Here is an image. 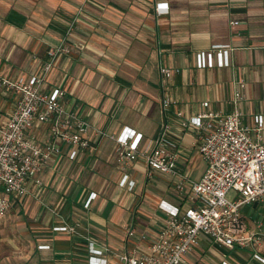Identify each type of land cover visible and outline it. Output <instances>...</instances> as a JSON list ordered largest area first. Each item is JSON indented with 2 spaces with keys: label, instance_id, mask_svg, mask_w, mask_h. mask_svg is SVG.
Instances as JSON below:
<instances>
[{
  "label": "crops",
  "instance_id": "0c3cea01",
  "mask_svg": "<svg viewBox=\"0 0 264 264\" xmlns=\"http://www.w3.org/2000/svg\"><path fill=\"white\" fill-rule=\"evenodd\" d=\"M161 7L167 13H159ZM62 43L69 53L56 59L46 87L65 91L66 113L90 126L83 136L90 148L54 138L50 124L32 130L38 143L54 149L38 176L43 187L36 190L31 180L30 194L11 200L0 227V264H90V243L108 249L102 259L109 264L124 254L142 256L166 224L159 204L185 207L184 198L206 162L196 131L179 132L174 126L175 134H182L180 177L162 175L156 184L163 194H156L149 186L161 174L148 178L142 160L119 167L116 139L131 129L143 136L145 148L164 123L176 122V113L192 118L204 111V102L222 115L239 109L249 126L255 115L264 116V0H0L1 77L39 75L48 53ZM214 46L233 49L230 67L198 70L197 53ZM162 67L181 72L164 84ZM236 90L243 99L235 104ZM165 95L177 102L171 113L162 108ZM18 98L0 88V126ZM198 164L200 174L193 178ZM124 175L134 181L132 191L120 186ZM257 207L242 208L248 232L258 223L264 232V220L251 221ZM64 226H76L78 234L57 231ZM252 255L251 247L229 250L202 237L182 264H262Z\"/></svg>",
  "mask_w": 264,
  "mask_h": 264
},
{
  "label": "built area",
  "instance_id": "2783aa9c",
  "mask_svg": "<svg viewBox=\"0 0 264 264\" xmlns=\"http://www.w3.org/2000/svg\"><path fill=\"white\" fill-rule=\"evenodd\" d=\"M167 11L166 7L158 8L159 13ZM74 20L70 29L77 24ZM232 50L230 46H214L200 51L196 55L195 66L198 70L230 67ZM64 53H69V50L62 43L48 53L39 75L29 79L13 80L0 76V88L10 90L19 97L15 111L0 126V227L10 211L12 198L30 194L27 188L29 181L34 180L36 190L43 187L38 176L43 172L49 150L54 146L48 144L49 149H45L38 143L32 134L34 128L50 124L54 138L78 149L90 148L89 141L83 138L90 126L83 121L72 120L66 113L63 107L65 91L46 87L56 59ZM180 72V69L162 67V82L165 84ZM238 84L245 88L243 81ZM242 99L241 91L236 90L233 102L236 104ZM176 104V100L169 95L162 99V108L166 113H171ZM202 106L204 111L189 119H184L181 112L176 113V122L168 120L164 123L158 138L149 141L145 148H142L143 136L131 129H125L116 139L117 165L122 169L135 160H142L148 167V178L156 173L176 178L180 177L178 161L182 134L176 135L174 126L179 132L194 130L206 170L198 182L191 184L190 192L184 198L185 207H175L166 202L159 204L160 211L166 215V224L157 241L147 247L146 253L140 257L120 255L114 264H182L184 257L202 237L229 250L251 247L253 259L264 264L263 226L258 223L255 230L246 231L242 215L243 207L256 203L264 205V116L255 115L249 126L243 112L237 108L222 115L210 111L209 102H204ZM61 116L62 122L59 121ZM76 155L77 152H73L71 159L74 160ZM129 178V175H124L120 186L132 191L135 183ZM183 185L180 183L177 186L181 194L185 192ZM231 191L236 192L238 199L228 198ZM57 231L78 234L76 226L60 227ZM129 236L134 237L135 233L130 231ZM107 252V248L98 249L90 243L89 263L109 264L102 259Z\"/></svg>",
  "mask_w": 264,
  "mask_h": 264
},
{
  "label": "rangeland",
  "instance_id": "374dc122",
  "mask_svg": "<svg viewBox=\"0 0 264 264\" xmlns=\"http://www.w3.org/2000/svg\"><path fill=\"white\" fill-rule=\"evenodd\" d=\"M200 164H198V167L196 168L195 170V173L193 174V178H196L200 173ZM162 175H157L155 177V181L152 182V184H150V189L151 191H153L154 193L156 194H163L162 191H160V189H157V182L162 180L163 178L161 177ZM164 177V176H163ZM228 198L231 200L233 199H238L237 197V194L236 192L234 191H231L229 194H228ZM253 206V205H252ZM252 206H249V208H251ZM256 210V215L253 217V219L251 221H255V220H264V205L263 204H259L258 207L255 209Z\"/></svg>",
  "mask_w": 264,
  "mask_h": 264
},
{
  "label": "water",
  "instance_id": "95a60500",
  "mask_svg": "<svg viewBox=\"0 0 264 264\" xmlns=\"http://www.w3.org/2000/svg\"><path fill=\"white\" fill-rule=\"evenodd\" d=\"M257 205V203L255 204V206Z\"/></svg>",
  "mask_w": 264,
  "mask_h": 264
}]
</instances>
